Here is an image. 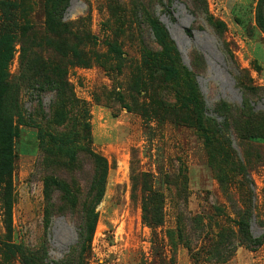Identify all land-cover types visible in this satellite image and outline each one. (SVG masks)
Masks as SVG:
<instances>
[{
	"label": "rangeland",
	"instance_id": "1",
	"mask_svg": "<svg viewBox=\"0 0 264 264\" xmlns=\"http://www.w3.org/2000/svg\"><path fill=\"white\" fill-rule=\"evenodd\" d=\"M67 1L0 0V264H205L217 233L218 264L254 251L241 236H264V0H206L219 28L190 0ZM85 146L107 172L82 242L73 216L45 211L44 175ZM75 175L89 187L91 168Z\"/></svg>",
	"mask_w": 264,
	"mask_h": 264
},
{
	"label": "trees",
	"instance_id": "2",
	"mask_svg": "<svg viewBox=\"0 0 264 264\" xmlns=\"http://www.w3.org/2000/svg\"><path fill=\"white\" fill-rule=\"evenodd\" d=\"M63 1L64 6L62 9L68 3L67 0ZM160 1L163 2L164 0ZM165 1H168V3L172 2V0ZM188 8L195 18L201 19L207 25L209 24L210 26L213 25L215 28H219L220 24L208 12L206 0H190V6ZM59 11L63 12V10ZM3 57L8 59L7 55H3ZM200 107L203 113V102ZM1 153L4 155V168H1L2 172H0V175L5 174L3 172L9 173L12 168L10 165L12 159L10 152L8 151L6 154H4V152ZM232 161H234L235 165L239 164V161L235 160V158ZM83 166H88L93 172L92 179L89 181V187L87 186L86 189L81 188L79 182L80 179L75 175L78 170L83 168ZM106 172L107 161L105 158L98 152L94 151L91 147L87 146L73 151L69 160L51 163L45 168L44 179L47 203L45 211L73 216L75 219L74 226L76 232L78 237L82 239V242H87L91 239V234L97 219L94 207L104 196ZM51 185L56 186L55 188L61 192V195L57 197V201L60 202V204L52 201L51 193L53 190ZM84 190H86V193ZM242 225L245 226V224ZM246 225L248 226V233L247 228L242 229L243 234L241 236V241L248 249L256 250L263 244L264 236L254 239L249 233V223ZM181 227L182 230L179 233V237L182 240H185V225H182ZM209 241L210 248L206 249V256L204 257L205 264H218L225 262L230 257V252L226 254V252L229 251L230 246V244L227 243L228 240L225 239L222 234L217 233L216 239L208 240V242ZM186 247L188 249L190 248L189 242H187Z\"/></svg>",
	"mask_w": 264,
	"mask_h": 264
},
{
	"label": "crops",
	"instance_id": "3",
	"mask_svg": "<svg viewBox=\"0 0 264 264\" xmlns=\"http://www.w3.org/2000/svg\"><path fill=\"white\" fill-rule=\"evenodd\" d=\"M118 260V259H117ZM106 264H115L114 262ZM124 264H126L124 262ZM175 264H190V259L180 251L177 256ZM229 264H264V243L254 251H239L237 256Z\"/></svg>",
	"mask_w": 264,
	"mask_h": 264
}]
</instances>
